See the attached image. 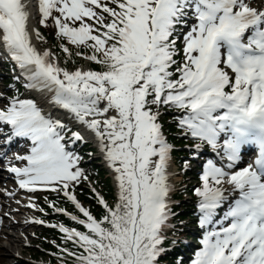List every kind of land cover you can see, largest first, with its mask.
I'll return each mask as SVG.
<instances>
[{
  "label": "snow or ice",
  "instance_id": "1",
  "mask_svg": "<svg viewBox=\"0 0 264 264\" xmlns=\"http://www.w3.org/2000/svg\"><path fill=\"white\" fill-rule=\"evenodd\" d=\"M30 4L0 0V51L26 88L93 134L115 187L111 204L91 189L103 208L95 217L75 195L88 176L70 146L83 135L32 99L0 107L5 143L31 141L27 154H14L24 166L8 168L19 187L62 193L83 216L49 202L84 229L51 225L64 234L60 264H160L176 215L164 109L179 113L195 150L207 145L219 157L207 160L194 190L204 232L191 264H264V0H38L40 24L51 19L67 41L59 45L64 63L75 55L98 66L74 70L33 43L44 37L29 30ZM245 146L256 154L241 167Z\"/></svg>",
  "mask_w": 264,
  "mask_h": 264
},
{
  "label": "rangeland",
  "instance_id": "2",
  "mask_svg": "<svg viewBox=\"0 0 264 264\" xmlns=\"http://www.w3.org/2000/svg\"><path fill=\"white\" fill-rule=\"evenodd\" d=\"M33 2H36V0H33ZM33 12L35 13L34 15H36V20L34 22L36 24V29H38L39 25L42 26L40 24V22H39L40 21V14L36 10V7H34ZM52 24H53V22H52ZM45 44L43 45L44 48H46ZM3 56H4V53L2 51H0V71H3L2 75H4V74L7 75L8 74V75L13 76L10 68L8 66H6V68H5L4 63H6V62L4 61ZM93 66L96 69H98V66L94 62H93ZM0 80H1V76H0ZM8 83L12 84V80L8 81ZM0 84H1V81H0ZM12 91L13 90H10L9 92H12ZM3 93L6 94L5 91H1V89H0V95L2 96V98H3ZM22 93L23 92L21 91V94ZM34 101H36V100H34ZM0 104H1V101H0ZM174 112H175L174 109H172L171 112L169 111V109H165V112H163L164 113L163 115H166V114H169V113L173 114ZM161 120H162V116L160 118V123H162ZM83 137H84V135H83ZM86 139L89 141V143L87 145H88V150H89L90 154H92V156H91L92 157V161L97 162L96 164L101 168L102 171H104V175H100L99 174V175H97L98 178H95L93 180H85V181H83L80 184V190H82V191H78L77 190L75 192V195L77 196L78 201L82 202V205L85 208L89 209L90 212L95 217H97L95 210L91 209L89 207V201L90 200L87 201V196L92 195L94 197V200H95V206L101 208V206H99L98 203H97V199H96L94 193L93 192L89 193V192L92 191L91 190L92 188H95L97 193H99L108 202L111 203V199L107 198L104 195L105 191L103 190V184H102L101 181L102 180H108V182L110 184H112L113 187H114L113 174H112L111 170L108 168L107 163L105 162V160L102 158V152L99 149V147L97 146V144L95 142H92V140L89 137L86 138ZM184 148H185V146L180 148V149L175 148L173 150V153H176L175 151H178V150H184ZM86 155H88V153H86ZM192 157H193V154H192ZM89 158H88V160H89ZM174 160H176V158H174V154L171 153L170 165L175 170V173H176L175 177L177 179V180H175L174 185H172L173 187H172L171 193H174V192L178 193L179 192L178 191L179 188L188 187L189 185H191L192 188H194V185H195V182H194L195 180H193L194 178H191L192 176H189V178H187V181H184L185 178L181 176V173H178L179 169L176 166V164L178 162H174ZM195 164H197L196 161H194L193 164H190L189 167L192 169V166H194ZM19 165H20V167H23L24 163L21 162V163H19ZM17 167H19V166H17ZM181 179H183V180L181 181ZM97 182H101V187L97 186ZM3 184L4 185H0V190H2L5 193H7V191H6L7 186H12L14 188V191L17 190V185L14 184L13 182L6 181ZM87 189L90 190V191L86 192ZM40 192L41 191H36V193H30V194L18 193L16 195H20L21 197L20 196L19 197L18 196L15 197V195H14V196H10V198H17L15 200H18L19 198H21L22 201L20 203H22V204H25V203H28V202L29 203L30 202L34 203V202H36L35 199L39 196ZM177 193L174 195L173 198H171V200L173 201V203H177V210H179L180 213H183L186 210L185 206H188L190 203H192V197H191L192 191L186 193V196H184L182 194H177ZM35 195H36V197H35ZM181 195H182V197H185V198H182ZM25 196L28 197V199H27L28 202L25 201V198H24ZM180 198H182V199L180 200ZM6 199H9V198H6ZM61 199L63 200V198H61ZM42 201H43L42 197L41 196L38 197L36 205H38V204L40 205V203ZM4 203H6V200L3 198V195H0V210L7 208V206H5ZM181 204H183V206ZM55 206H56V204H55ZM56 207H58V206H56ZM22 209L27 214L30 213V210L26 206H25V208H22ZM65 210L69 213L68 209H65ZM31 213L33 214L32 215L33 218L39 219L40 221L43 220V218H41L40 215H44V213H40L38 211L31 212ZM3 218L5 219L3 221V223H8L9 226L8 227L2 226V230H6V232H4V234L1 233L3 235V237L5 236V239H3V237L2 238L0 237L1 238L0 239V264H9V263L15 264L14 260L12 258L13 254H19L21 259L24 260V262H27V263H30V264H38V263H41V264H60V263H56V262L52 261V258H57L56 257L57 255H54V254L60 253V248L64 247V244H63L64 240H62V237L50 240V242H49L50 246L47 247V246H44L43 244H41V240H39V238L35 237V233L42 226L41 224H39V223L36 224V225L26 224L24 226H23V224L22 225L18 224L17 223L18 218H19L18 212L17 213L16 212L9 213V211H6V213H5ZM82 218H83V216H82ZM180 221L181 222L179 223V226H181L180 229H182V232H185L187 234H191L193 232V229H194V227L192 226L193 223H191V217L190 218H188V217L181 218ZM170 223L172 225V222H170ZM174 224L178 225V222H175ZM172 227H173V225H172ZM69 228H71V227H69ZM171 228H169V229H171ZM41 229H43V228H41ZM53 229H56V228H53ZM57 231L59 232V236L63 235V233H61L59 231V229H57ZM16 235H18L17 238H19V240L24 239V243H23V241L18 242L16 240H15L16 241L15 242L14 239H15ZM48 236L49 235H46V238ZM185 238H189V237H185ZM57 245H59L60 247H57ZM53 247L55 249H53ZM61 255H63V254H61ZM26 260H29V261H26ZM69 263H71V262L69 261Z\"/></svg>",
  "mask_w": 264,
  "mask_h": 264
},
{
  "label": "trees",
  "instance_id": "3",
  "mask_svg": "<svg viewBox=\"0 0 264 264\" xmlns=\"http://www.w3.org/2000/svg\"><path fill=\"white\" fill-rule=\"evenodd\" d=\"M42 32H43V37H44V42H47V43H50L54 48L55 50L57 51V53L62 57V60L64 62L65 60V54L61 51L59 45L61 43H67L66 40H64L62 37H57L56 36V32L55 30L50 26L49 22L47 21L46 22V25H44L42 28ZM71 49V51L73 53H75L76 51H81V52H85L87 51L86 48H80V49H77L75 46H72V45H68ZM73 60L75 61V63H72L71 61H69L66 65H77L78 62H79V58L76 57L75 55H73ZM65 64V63H64ZM169 111L171 112L172 109H169ZM165 112V109L164 111ZM164 114V113H163ZM162 114V120H161V124L163 125V129L164 131L167 133L168 135V140L172 143H176V144H180V142H183L185 141V138L182 137V135L179 134V130L180 128L177 126V114L173 113V114H166V115H163ZM176 152V156L178 154H182V153H185L184 151H175ZM179 156V155H178ZM85 167V170L87 171L89 177L93 180L95 178H98L97 175H104V171L101 170V168L97 165H95L93 162H90V163H87L84 165ZM102 184H103V190L105 191V196L109 199H111V203L113 202V199H114V195H115V188L113 187L112 184H110L108 182V180H102L101 181ZM101 182H97V186H100L101 187ZM82 191L80 190V186L76 187V191ZM186 190H188L189 192L190 191H193V188H186ZM90 190H86V192H89ZM184 192V190L182 189L180 191L179 194H182ZM91 193V192H89ZM183 195V194H182ZM181 195V197H182ZM185 196V195H184ZM54 199V201L56 202L57 205L59 206H64V205H67L61 198L59 197H52ZM184 198V197H182ZM180 198V199H182ZM90 200V201H89ZM87 201H89V207L91 209H94L95 212H96V215H97V218H99L102 213H103V208H99V207H96L95 206V200H94V197L92 195L90 196H87ZM110 203V202H109ZM110 203V204H111ZM183 206V204H181ZM186 210L182 213V216L183 217H186V216H194V213L193 211H189L190 208L194 207L193 204H189L188 206H185ZM46 208V207H45ZM47 219H49L50 221H55L56 223L60 224V223H63L69 227H76V228H79L81 231H83V227L76 224V223H73L71 222L70 220L66 219L65 217L63 216H59V215H49L48 217H46ZM46 235H49L47 238H46ZM64 235V234H63ZM62 235V236H63ZM62 236H59V232L57 231V229H52V228H43L40 232H39V235H38V238L39 240H41V244H43L44 246H47L49 247L50 246V240L52 239H56V238H59V237H62ZM64 243V246H65V241H63ZM173 242L172 239H170L169 237H167L165 243H164V247L171 244ZM68 247H72L71 245V242H68L67 244ZM53 249H55L53 247ZM58 251V250H57ZM188 254H190L191 252H188ZM57 257V256H56ZM178 257L179 259H183V260H179L181 261L182 263L181 264H185L186 261L184 259V256L182 254H178ZM160 264H165L163 263L164 260H167V262L169 264H177V261L178 259H174L173 258V254H168L167 251L166 253H164L160 258ZM52 261L56 262V263H60L59 259L58 258H52ZM71 264V263H69Z\"/></svg>",
  "mask_w": 264,
  "mask_h": 264
},
{
  "label": "bare ground",
  "instance_id": "4",
  "mask_svg": "<svg viewBox=\"0 0 264 264\" xmlns=\"http://www.w3.org/2000/svg\"><path fill=\"white\" fill-rule=\"evenodd\" d=\"M33 4H32V0H31V4H30V6H29V12L31 13V19L29 20V30L31 31L32 30V28H35L36 29V24H35V20H36V16L34 15L35 13L33 12ZM33 43L34 44H36V46H37V48H39L40 50H41V48L39 47V45H37L38 43H37V40L35 39V38H33ZM36 97L38 98V100L40 101V102H42V105L43 106H45L46 108L48 107V108H50V107H52L49 103H48V101L47 100H45V98L43 97V95L40 93V92H38V91H36ZM52 110H56V111H54L55 112V114L57 115V116H60L63 120H68V121H70V122H72L71 121V118L66 114V112L64 111V110H62V109H59V108H51ZM44 111V110H43ZM45 112V111H44ZM45 113H48V112H45ZM72 123H74V122H72ZM75 124V123H74ZM81 129H83V131L90 137V138H92V140L97 144V142H96V140L94 139V137H93V134L90 132V131H88L86 128H84L83 126L81 127ZM87 131V132H86ZM163 132L165 133V131L163 130ZM167 138V137H166ZM102 158L105 160V158H104V155H103V153H102ZM108 166V165H107ZM109 168V167H108ZM110 169V168H109ZM111 170V169H110ZM168 171H169V173H170V175H169V182L172 184V185H174V183H175V180H177L176 179V177H175V170L171 167V165H169V168H168ZM112 172V171H111ZM177 172V171H176ZM170 197H171V193H170ZM185 198V197H184ZM194 224V223H193ZM192 226H194V225H192ZM17 236L18 235H16V237H15V239H14V241L16 240V241H18V242H21V241H23L22 239L21 240H19V238H17ZM20 237V236H19ZM15 241V242H16ZM177 249V248H176ZM173 251H175V248L174 247H172V249H170V250H168L167 251V253H169V254H172V252Z\"/></svg>",
  "mask_w": 264,
  "mask_h": 264
}]
</instances>
